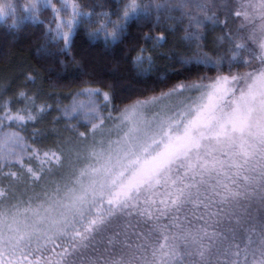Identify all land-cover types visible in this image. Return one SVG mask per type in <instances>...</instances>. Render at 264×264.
<instances>
[{
  "label": "snow or ice",
  "instance_id": "obj_1",
  "mask_svg": "<svg viewBox=\"0 0 264 264\" xmlns=\"http://www.w3.org/2000/svg\"><path fill=\"white\" fill-rule=\"evenodd\" d=\"M98 8L102 5L85 11L80 0H58V5L57 0H0V26L9 34L22 33L28 25L42 26L49 43L62 45L60 51L69 54L85 26L90 40L111 47L123 43L133 25L155 17L151 27H158L163 15L171 22L165 31L172 34V25L186 23L184 40L200 49L206 40L204 28L212 25L224 32L217 41L230 46L227 74L223 57L213 60L200 52L190 61L181 60L210 65L217 75L186 77L187 82L161 92L154 102H176L162 103L151 116L144 114L142 101L114 109L118 116H101L95 98H102L105 110L112 98L84 88L71 105L58 109L66 122L64 131L72 135L61 136L56 150H44L43 155L20 133L36 129L53 110L51 105L38 104L35 95L23 90L18 99L0 102V172L19 165L33 185L42 180L55 184L53 191L46 190L44 202L24 210L33 219L16 221V236L4 234L5 214L0 212V264H41L39 257L33 261L24 254V245L34 236L45 242L57 236L66 241L54 245L47 264H264V0H115L112 11L97 13ZM218 11L226 14L223 21ZM45 12L51 13L47 23L40 18ZM139 39L152 45V53L168 42L163 34H142ZM244 53L251 59H244ZM37 55L43 60L52 53L41 47ZM133 62L151 66L154 60L149 49L139 47ZM241 67L248 70H232ZM25 79L35 83L33 74L25 73ZM74 120L93 134L109 120L123 134L115 148L109 145L107 156L90 149L89 157L103 159L105 165L81 170L72 181L79 190L65 186L60 196L61 187L53 178L60 174L65 155L80 152L79 142L88 138ZM29 135L37 144L44 132ZM27 153L29 162H40L35 171L24 168ZM13 175L5 173L6 178ZM85 175L92 177L88 185L82 183ZM10 195L12 186L0 188V204ZM118 212L136 216L146 226L136 233L132 254L117 256L116 240L110 236L107 258L85 256L96 247L90 242ZM122 247L132 248L126 242Z\"/></svg>",
  "mask_w": 264,
  "mask_h": 264
},
{
  "label": "trees",
  "instance_id": "obj_2",
  "mask_svg": "<svg viewBox=\"0 0 264 264\" xmlns=\"http://www.w3.org/2000/svg\"><path fill=\"white\" fill-rule=\"evenodd\" d=\"M80 3L85 11H92L96 5H102V8L96 9L97 13L101 10L112 11L115 8V0H80ZM40 18L47 23L51 19V13L45 12ZM154 23L155 17L152 21L141 22L139 26L133 25L123 43L111 47H105L102 41L90 40L85 31L88 26H85L75 37L69 54L60 51L62 45L49 43L42 26L28 25L25 31L19 34H9L0 26V70H12L19 60L18 63L27 69L22 79L25 78V73L33 74L36 81L46 88L67 95L79 89L96 88L109 94L113 109H122L137 101L158 97L161 92H168L173 85L187 82L186 77L196 80L198 76L217 75L210 65L180 63L181 60L190 61L203 52L184 40L187 35L183 30L187 27L186 23L182 26L172 25L176 28L175 33L181 35V44L174 43L173 35L164 30L171 24L166 16L162 15L158 27H151ZM142 34L154 37L163 34L168 42L158 52L152 53V45L139 39ZM41 47L49 49L52 55L40 59L37 49ZM139 47L149 49L154 60L151 66L147 63L138 66L133 62ZM189 68L197 71L189 72L186 70ZM232 70L243 72L247 69L241 67ZM222 71L227 74L228 65L223 66ZM15 168L18 167L5 168L4 172H0V188L12 186V195L0 204V212L5 214L4 223L8 225L13 217L20 213H29L24 210L33 209L35 205L43 202L45 197V192L40 186L42 181L33 185L29 176L17 175ZM9 171L14 175L6 178L5 173ZM57 243L64 245L66 241L59 240ZM54 245L55 243L51 246L34 247L26 244L24 254L33 261L39 257L41 264H47L48 257L53 255ZM89 253L92 254L91 251Z\"/></svg>",
  "mask_w": 264,
  "mask_h": 264
},
{
  "label": "rangeland",
  "instance_id": "obj_3",
  "mask_svg": "<svg viewBox=\"0 0 264 264\" xmlns=\"http://www.w3.org/2000/svg\"><path fill=\"white\" fill-rule=\"evenodd\" d=\"M219 2L234 4L235 0H219ZM217 15L219 16L220 20L223 21L226 14L218 11ZM204 34L206 36V40L202 42V47L198 50L203 51L213 60H218L223 57L224 66L228 65L227 61L228 59H230L231 55L228 51L230 46L228 45L227 41H225L223 44L217 41V37L223 36L224 32H222L219 28L213 30L212 25H207L204 28ZM172 35V40L174 43L181 44V42H183L181 35L175 32L172 33ZM243 56L244 59H251V57L247 53H244ZM18 61L19 60H17L14 65L15 67L12 70H7V72L4 70H0V102H3L5 100L18 99V91L23 90L35 95L37 97L38 104L46 103L48 105H51L53 110L50 114H44L36 129L28 127L27 130L21 131L20 134L25 137V140L32 148L37 150L39 155H43V151L47 149H52L53 151H55L57 146L61 143V136L67 139L72 135V133L64 131L66 122L63 121L62 113L58 111V109H62L71 105L73 103V99H75V94L82 91L83 89H79L73 92V94L67 95L60 94L53 91L52 89L46 88L43 84L36 81V79L35 83L33 84L32 82L27 81L25 78L22 79L23 73L27 69L21 63H18ZM79 99L84 101L85 103L88 102L87 97L82 96ZM95 99L97 101L98 110L100 111L101 116L107 117L109 114H111L113 117H115L119 115V112L114 111L112 101L108 104V109L105 110L103 108L104 101L102 100V98L97 97ZM180 99H183V97H181ZM141 101L146 102L143 108V112L146 116H151L162 103L176 102L175 98H173L172 101L165 100L154 102L153 98ZM16 106L22 107L23 105L17 104ZM57 119H60L61 123H56ZM96 122L99 123V121ZM72 124L76 125L79 131L84 132L88 138L79 142V147L81 149L80 152L76 154L65 155V158L62 161V167L58 170L60 174L53 178L56 184H59L61 187V191L59 193L60 196H63L65 186L75 187L77 188V190H79V186L73 184L72 181L79 176L81 170L87 172L92 168H102L105 165V160H96L89 157L88 152L90 149H94L97 152L103 151L104 155L107 156L109 152V145H111L112 148H115L116 141H118L123 134V130L121 129L118 131L117 129H115L113 127V123L109 120H105L103 127L101 129H98L95 134L91 133L88 128L83 127L75 120L72 121ZM34 130H43L44 137L42 138V143H32L29 133ZM55 133H59V135H56ZM93 138H95L97 143L93 144ZM30 155L31 153H27L24 156V168L31 167L35 171L39 167L40 162L36 159H33L31 162H29L28 156ZM16 166L18 167L15 168L17 175L19 174L28 176L24 169H22L19 165ZM39 174L40 173L37 172V175ZM102 176L103 171L96 178L100 179ZM91 179L92 177L90 175H85L83 177L82 183L88 185L90 184ZM40 186L46 194V190L48 192L54 190L55 184L42 180ZM41 203L42 202L35 205L34 208H36ZM32 219L33 217L31 216L30 212L27 214L24 213L23 215H16L12 218L10 225L4 223V234L10 237L16 236L17 233L13 231V229L18 226L16 221H27L28 223H31ZM141 230H146V226L143 223H138V217L126 216L118 212L100 233V235L96 236L95 239L90 242L91 244H95L96 247L89 250L92 252V254H90L89 251L85 252V256H93L94 258H107L106 253L109 250L108 241L109 237L112 236L116 240L117 244L116 255H124L125 258H127V256L132 254V250L137 243L136 233L140 232ZM117 232L120 233L119 237L115 236V233ZM59 240L63 239L57 236L53 240H48L47 242H45V239L43 237L34 236L26 244L34 245V247L51 246V244H56ZM125 242L132 246V248H123L122 245Z\"/></svg>",
  "mask_w": 264,
  "mask_h": 264
}]
</instances>
